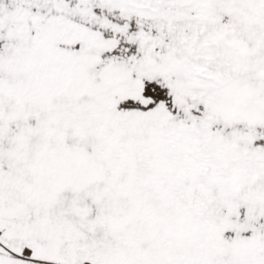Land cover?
<instances>
[{
    "label": "snow or ice",
    "instance_id": "snow-or-ice-1",
    "mask_svg": "<svg viewBox=\"0 0 264 264\" xmlns=\"http://www.w3.org/2000/svg\"><path fill=\"white\" fill-rule=\"evenodd\" d=\"M0 264H264V0H0Z\"/></svg>",
    "mask_w": 264,
    "mask_h": 264
}]
</instances>
